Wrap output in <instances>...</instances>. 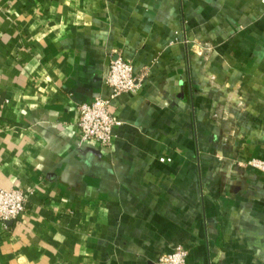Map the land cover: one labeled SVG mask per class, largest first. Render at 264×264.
I'll return each instance as SVG.
<instances>
[{"label":"crops","instance_id":"crops-1","mask_svg":"<svg viewBox=\"0 0 264 264\" xmlns=\"http://www.w3.org/2000/svg\"><path fill=\"white\" fill-rule=\"evenodd\" d=\"M141 85L111 100L109 146L79 105L110 64ZM160 157L170 161H160ZM264 0H0V264H264Z\"/></svg>","mask_w":264,"mask_h":264},{"label":"built area","instance_id":"built-area-1","mask_svg":"<svg viewBox=\"0 0 264 264\" xmlns=\"http://www.w3.org/2000/svg\"><path fill=\"white\" fill-rule=\"evenodd\" d=\"M110 87V98L96 97L91 102L79 105L78 129L83 141H93L98 145L109 146L113 138V128L120 123L111 110V100L121 93H136L140 81L135 76L131 61L118 56L112 61L106 77ZM160 161H170V158L160 157ZM247 165L264 171V160L251 158ZM26 210V197L21 188H5L0 186V222L7 223L17 220ZM188 251L183 246H177L172 251L161 254L156 264H189Z\"/></svg>","mask_w":264,"mask_h":264}]
</instances>
